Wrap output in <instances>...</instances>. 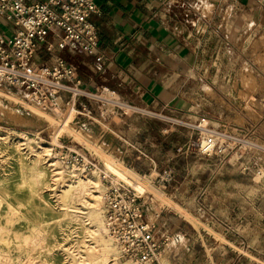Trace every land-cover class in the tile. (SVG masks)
Segmentation results:
<instances>
[{
    "label": "rangeland",
    "instance_id": "obj_1",
    "mask_svg": "<svg viewBox=\"0 0 264 264\" xmlns=\"http://www.w3.org/2000/svg\"><path fill=\"white\" fill-rule=\"evenodd\" d=\"M199 1L193 5L199 15L192 22V33L201 40L199 61L187 83V88L197 90V100L192 98L196 113L139 110L116 95L120 108L109 112L89 100L90 119L71 112V101L55 110L39 105L50 121L33 114L34 101L26 93L0 84V181L28 197L26 186L18 184L17 156L2 133L24 137L27 157L33 146H46L47 164L53 161L49 153L53 156L61 146L79 151L94 165L83 174H95L102 195L108 181L128 183L105 168L106 154L148 179L144 191L128 184L144 202L146 219L156 220L157 232L169 236L161 264H264V21L259 30L251 31L257 16H249L245 26L233 24L229 9L222 7L226 0ZM65 125L87 134L88 144L62 131ZM63 170L65 180L73 169ZM48 182L44 194L56 206V194L65 183L60 187L56 181ZM4 211L1 206L0 252L23 257L20 243L31 236L30 224ZM99 212L102 219V199ZM72 228L69 223L55 235L53 255L58 261L49 263L39 255L30 264H92L72 258L76 241ZM102 235L110 239L106 231ZM85 240L90 243L93 238ZM110 240L109 260L133 264Z\"/></svg>",
    "mask_w": 264,
    "mask_h": 264
},
{
    "label": "crops",
    "instance_id": "obj_2",
    "mask_svg": "<svg viewBox=\"0 0 264 264\" xmlns=\"http://www.w3.org/2000/svg\"><path fill=\"white\" fill-rule=\"evenodd\" d=\"M36 1L41 0L24 3ZM199 2L96 0L99 13L89 16L98 31L95 53L86 52L65 40L62 31L52 29L45 42L37 46L31 62L50 64L60 57L73 68L82 88L92 91L106 86L131 108L182 115L195 112L192 98L197 97V90L187 88V83L199 61L201 40L192 33V22L199 15L193 5ZM222 7L229 9L233 24L244 25L253 15L257 16L258 24L251 31L261 28L264 0H226ZM5 27L8 24L0 18V29ZM232 28L229 41L233 37ZM60 41L65 43L62 48L57 47ZM50 42L54 45L53 52L45 48Z\"/></svg>",
    "mask_w": 264,
    "mask_h": 264
},
{
    "label": "built area",
    "instance_id": "obj_3",
    "mask_svg": "<svg viewBox=\"0 0 264 264\" xmlns=\"http://www.w3.org/2000/svg\"><path fill=\"white\" fill-rule=\"evenodd\" d=\"M98 13L96 0H41L28 5L24 0H0V18L8 24L4 30L0 29V84L26 93L34 103L48 110L63 108V103L71 101L70 111L88 119V114L92 115L88 105L93 103L105 112L120 108L112 89L98 86L93 92L82 88L73 68L64 59L57 57L50 64L31 62L37 46L45 42L52 29L62 31L65 40L86 52L95 53L98 31L89 16ZM64 44L60 41L57 47ZM45 48L54 51L51 42ZM107 104L112 107L109 109ZM48 156L54 158L50 163L56 162L61 170L72 168L84 173L94 167L79 151L64 146ZM102 203L105 231L119 254L133 264H161L160 255L169 236L157 232L156 220L146 219L144 202L131 185L124 181L106 182Z\"/></svg>",
    "mask_w": 264,
    "mask_h": 264
},
{
    "label": "bare ground",
    "instance_id": "obj_4",
    "mask_svg": "<svg viewBox=\"0 0 264 264\" xmlns=\"http://www.w3.org/2000/svg\"><path fill=\"white\" fill-rule=\"evenodd\" d=\"M205 7L207 8V4ZM30 108L36 116L45 117L51 121V116L46 115L39 105L33 103ZM62 131L68 132L74 139L84 144H88L87 142L90 140L87 134L80 133L81 131L75 132L66 125L62 127ZM2 136L4 142L11 143V149L17 156L18 184L26 186L28 197H23L11 189L6 181H0V207L4 206V215H20L26 218L32 233L31 236L21 240L23 257L21 255L12 257L0 252V264H30L39 255H43L49 263L54 260L58 261L53 255L55 235L69 223L73 226L70 230L71 233L74 230L76 233L72 254L75 261H89L92 264H119L115 258L112 261L109 260L113 254L111 238L105 239L102 235L103 232L105 233L99 212L102 192L95 174H83L74 169L67 172L68 178L64 180V170H57L56 162L47 164L45 160L46 146L38 144L33 146L34 148L30 151L26 149L27 153L31 154L27 157L22 150L29 146L24 137H13L5 133H2ZM12 139L15 141L14 143ZM205 145L206 143L202 144L203 147ZM102 155L107 170L117 178L127 181L139 191H144L149 182L145 176L137 174L120 163H115L106 154ZM49 179L60 183V187L61 183H65L56 194V206L44 194L43 189L47 186ZM150 188L162 201L170 203L160 190L153 186ZM87 236H92L93 241L87 243L85 240Z\"/></svg>",
    "mask_w": 264,
    "mask_h": 264
}]
</instances>
